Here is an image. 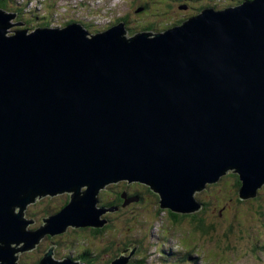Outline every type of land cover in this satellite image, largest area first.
Instances as JSON below:
<instances>
[{"label": "water", "instance_id": "water-1", "mask_svg": "<svg viewBox=\"0 0 264 264\" xmlns=\"http://www.w3.org/2000/svg\"><path fill=\"white\" fill-rule=\"evenodd\" d=\"M14 18L0 11V264L45 235L101 228L116 212L98 199L109 184L148 186L180 214L230 170L239 199L264 184V0L126 38L122 23L8 34ZM61 193L67 204L28 231L25 207ZM52 249L38 264H74Z\"/></svg>", "mask_w": 264, "mask_h": 264}, {"label": "rangeland", "instance_id": "rangeland-1", "mask_svg": "<svg viewBox=\"0 0 264 264\" xmlns=\"http://www.w3.org/2000/svg\"><path fill=\"white\" fill-rule=\"evenodd\" d=\"M247 1L252 0H16L19 5H25L19 19L23 21L19 22L22 23L20 27L13 26L18 23L17 14L9 21L13 27L8 29V34L20 30L22 26L27 29L31 25L37 29L45 21H25L31 17H47L50 13V28L60 29L64 27L62 25H70L66 23L72 18L75 21H90L96 33L90 34L84 29L89 37L122 23L126 38L145 32L136 29L134 34H130L129 28L166 20L170 27L169 24L176 20L195 14L197 7L204 11H225ZM212 3L215 9L208 8ZM51 5L52 10H48ZM4 12L16 14L14 10ZM141 12L144 14L141 15ZM161 12L169 18L157 16ZM124 16H127L126 20L118 21L123 20ZM169 27H160L154 33H162ZM237 177L230 170L217 182L206 183L200 191H195L193 202L198 208L187 214L176 213L185 216L177 223L167 213L169 209L159 208L154 197L156 194L147 192L148 186L138 182L127 184V181L109 184L98 194L105 210L115 209L118 193L124 196L132 194V198H128L127 204L119 212L116 209V212L103 213L100 220L106 223L101 228H70L51 239L48 235L43 236L31 250L15 253V264H38L50 247L53 248L50 258L58 262L65 261L68 255H74L78 258L82 256L84 261H89L93 256L89 264H109L114 256L132 261L126 264H134L136 260H140L141 264H264V184L252 198L239 199ZM84 189L81 188L82 191ZM68 196L69 193L46 196L27 205L23 216L33 224L27 225L26 229H40L41 219L59 212ZM199 203L206 204L204 209ZM198 212L202 213L200 215L205 220L203 226L207 227V232L197 229L191 217L197 216ZM99 229L102 230L99 232ZM22 245L20 243L18 248Z\"/></svg>", "mask_w": 264, "mask_h": 264}, {"label": "trees", "instance_id": "trees-1", "mask_svg": "<svg viewBox=\"0 0 264 264\" xmlns=\"http://www.w3.org/2000/svg\"><path fill=\"white\" fill-rule=\"evenodd\" d=\"M53 5H51V7L50 8H48V10L49 9H51L52 10V7ZM25 9V5H19L17 2H16V0H0V10H2V11H8V12H10V11H12V10H14V11H16L15 13H16V15L18 14V18L16 19V21L19 23V22H21V21H23V20H19V19H21V15H22V12H23V10ZM144 14V12H141V15H143ZM48 16H50V13L48 14ZM43 17V16H41V18H39L38 16L37 17H31L30 18V20L29 21H25V22H27V23H30V22H35V21H45L44 23H42V24H39L38 26L39 27H42V28H44V27H46V26H50V24H51V20H50V17ZM157 16H161V17H163V18H169L167 15H166V13L164 14V13H162L161 12V14L159 13V14H157ZM125 18H127V16H125L124 17V19ZM124 19L123 20H118V21H124ZM71 21H68L66 24H71L72 22H76V24H80L81 26H82V28L83 29H85L88 33H90V34H93V33H96L95 32V30L94 29H92V24H90L89 22H82V21H73L72 19H70ZM126 20V19H125ZM168 21L166 20V21H163V22H161V23H158V24H152V25H149V26H144V27H142L141 25H139V26H137V27H134V28H129L130 30H131V32L128 30V32H130V34L131 33H133L134 34V32H136L135 30L136 29H138L137 31H139V30H141L142 29V31H144V30H150V31H155V30H157V29H159L160 27H162V26H168V23H167ZM113 24H114V22H112ZM127 23V22H126ZM62 26H66V25H62ZM39 27H37V28H39ZM23 27H21V29H22ZM27 29H33V26H31V25H29V26H27L26 27ZM91 28V29H90ZM128 29V28H127ZM19 30V29H18ZM22 30H24V28L22 29ZM240 186H241V182H240V180H239V178L237 177V190H239V188H240ZM150 191H152V190H150V188H147V192H150ZM69 197V196H68ZM98 197H99V195H98ZM154 197L156 198V202H157V204H159L160 205V203H159V196L156 194V195H154ZM128 198H132V194H128V195H122L121 193H118L117 194V196L115 197V202L116 203H114L115 204V209H119L117 212H119L120 210H121V208H123V206L125 205V203H126V201L128 200ZM102 199L99 197V201H101ZM141 199H139V201H140ZM67 202H68V200H66L65 201V203L63 204V206H65L66 204H67ZM200 205H201V207H202V209H204V207L206 206V204L205 203H199ZM161 208V207H160ZM61 209V208H60ZM201 209V210H202ZM200 212V211H199ZM198 212V213H199ZM57 213V212H56ZM169 215H170V217L177 223V222H179V220H180V218L181 217H185V216H179L178 214H174V212H171V211H168L167 212ZM197 213V216H191L194 220H195V222H196V228L197 229H201L202 231H204V232H207L208 230H207V227H205V226H203V224H204V218L200 215V214H202V213H199L198 214ZM55 214V213H54ZM106 226H104L103 227V229L105 228ZM100 230H102V229H99V232H100ZM126 246L127 245H125V248H126ZM124 248V249H125ZM123 249H121V251H122ZM106 251V250H105ZM120 251V252H121ZM119 252V253H120ZM117 257L118 256H114V258L112 259V261L111 262H113V261H115L116 259H117ZM79 258H82V259H84L82 256L81 257H79ZM67 259L69 260V261H71V262H74L75 260H77L78 259V257H74V255H68L67 256ZM89 261H85L86 262V264H89L90 262H92L93 261V256H91L89 259H88ZM40 261V260H39ZM38 261V262H39ZM110 262V263H111ZM109 263V264H110ZM129 263H132V261H129ZM134 264H141V261L140 260H136V261H134L133 262Z\"/></svg>", "mask_w": 264, "mask_h": 264}, {"label": "flooded vegetation", "instance_id": "flooded-vegetation-1", "mask_svg": "<svg viewBox=\"0 0 264 264\" xmlns=\"http://www.w3.org/2000/svg\"><path fill=\"white\" fill-rule=\"evenodd\" d=\"M210 7H212V8H216L215 6H214V3H212V4H210V6L208 7V8H210ZM194 11H196V13L195 14H191V15H186V16H184V17H182L180 20H176L174 23H171V24H169L170 25V27L169 26H162V28L163 27H169V29L170 28H173V26L174 25H181V24H183V22H186V21H188L190 18H192V17H195V16H197L198 14H200L202 11H204L203 10V8H199V7H197ZM125 17V16H124ZM124 17H123V19H124ZM94 27V26H93ZM175 27V26H174ZM145 32H147V33H149V34H151V33H154V32H158V30H155V31H150V30H144ZM127 202L128 201H126V203L125 204H127ZM100 204L104 207L105 205L104 204H102L101 203V201H100ZM107 207H110V206H107ZM90 228H88V230H89ZM45 238H47V237H45ZM85 258L84 259H82V258H78L77 260H75L74 262H78V263H86L85 261Z\"/></svg>", "mask_w": 264, "mask_h": 264}, {"label": "bare ground", "instance_id": "bare-ground-1", "mask_svg": "<svg viewBox=\"0 0 264 264\" xmlns=\"http://www.w3.org/2000/svg\"><path fill=\"white\" fill-rule=\"evenodd\" d=\"M72 20L74 21L75 19L72 18ZM76 24V23H75ZM36 28L33 26V29H26V30H29V31H34ZM34 232V231H33ZM46 236V235H45ZM49 236V235H48ZM19 245V244H18ZM18 245H17V248H18ZM31 250V249H30ZM74 264H81V263H77V262H74Z\"/></svg>", "mask_w": 264, "mask_h": 264}]
</instances>
